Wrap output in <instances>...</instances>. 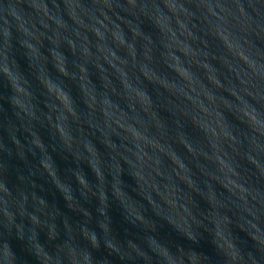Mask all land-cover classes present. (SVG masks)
I'll use <instances>...</instances> for the list:
<instances>
[{
  "label": "clouds",
  "instance_id": "1",
  "mask_svg": "<svg viewBox=\"0 0 264 264\" xmlns=\"http://www.w3.org/2000/svg\"><path fill=\"white\" fill-rule=\"evenodd\" d=\"M0 264H264V0H0Z\"/></svg>",
  "mask_w": 264,
  "mask_h": 264
}]
</instances>
